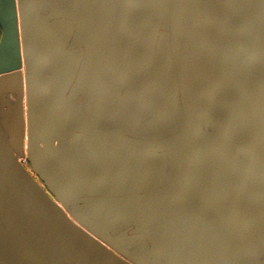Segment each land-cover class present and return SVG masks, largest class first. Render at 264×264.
I'll use <instances>...</instances> for the list:
<instances>
[{"label":"water","instance_id":"95a60500","mask_svg":"<svg viewBox=\"0 0 264 264\" xmlns=\"http://www.w3.org/2000/svg\"><path fill=\"white\" fill-rule=\"evenodd\" d=\"M14 2L0 0V10L13 13ZM16 12L21 16L23 9ZM61 15L69 16L57 10H36L30 4L20 29L19 65L11 69L6 91H0L4 99L0 100V229L7 235V240L0 241V264H128L125 260L130 264H260L264 245V13L239 10L230 21L236 54L226 71L233 86L235 142L220 180L227 185L235 209L232 220L222 227H198L191 234L178 225L167 248L151 239L153 225L137 211V194L130 193L123 201L117 198L126 186L119 178L86 162L69 163L84 150L92 132L87 113L97 96L90 95L87 68L102 37L93 36L91 30L74 29L65 42L63 33L53 31L58 23L68 24L58 20ZM163 15L171 26L159 21L160 13L146 10L84 13L81 18L110 22L133 45L164 48L203 16L193 10H170ZM15 51L16 45L13 63ZM20 62L27 63L24 77L18 69ZM41 85L49 89L46 102L25 116L16 101L25 92L38 95ZM9 97L17 100L10 103ZM57 110L64 114L62 118H53ZM25 130L36 138L44 135L40 147L30 143L28 156L43 185L80 226L125 260L67 222L32 183L13 152L12 139L20 143ZM133 187L140 190L139 183ZM127 229L142 243L124 238ZM249 249L255 250L253 255Z\"/></svg>","mask_w":264,"mask_h":264},{"label":"snow or ice","instance_id":"6c2138e0","mask_svg":"<svg viewBox=\"0 0 264 264\" xmlns=\"http://www.w3.org/2000/svg\"><path fill=\"white\" fill-rule=\"evenodd\" d=\"M57 10L61 15L53 31L65 42L73 30L102 37L87 68L90 95L97 96L87 119L92 128L84 150L69 163H88L126 185L117 197L130 193L140 199L137 211L152 223L151 239L167 248L178 225L191 234L196 228L222 227L235 211L228 187L222 183L224 162L235 142L233 86L226 71L236 54L230 27L232 13L259 10L264 0H15L22 8L23 30L28 8ZM170 10L202 13L198 23L164 48H145L127 41L110 22H88L84 13ZM6 12L0 10V42ZM70 25V27H69ZM173 30V29H172ZM39 34V33H38ZM174 36V34H173ZM13 52L0 46V91L18 66ZM57 110L53 118H62ZM139 183L140 190L134 185ZM126 210H132L127 209ZM249 249V254H254ZM260 264H264V245Z\"/></svg>","mask_w":264,"mask_h":264},{"label":"rangeland","instance_id":"374dc122","mask_svg":"<svg viewBox=\"0 0 264 264\" xmlns=\"http://www.w3.org/2000/svg\"><path fill=\"white\" fill-rule=\"evenodd\" d=\"M12 17H13V13H11V12L8 13L6 22L4 24L3 40H2V42H0V46H3L5 48H9L12 52H14V47L16 45V42L19 41V36H20V33H19V30H20L19 18H20V16L18 15V12H16L17 27H16L15 33L13 32V28H12ZM8 29H9V31L7 33H5V31ZM18 65H19V63H18ZM26 65H27V63L20 62V68H18V69H20L22 77H24V75L26 73L25 68H28ZM12 75H13V73H12ZM38 90H39V92H36V93H38V95H36V96L33 95V91L25 92L24 95L22 96V98H20V102L16 101L17 99L15 100L12 97H9L8 101L10 103H14L16 101V105H19L23 109L22 110L23 114L26 116V114L30 110H35V111L40 110L42 108L44 102H46L45 96H48V90L49 89H47V87L41 85ZM1 99H2V101L4 100L2 97H0V100ZM41 136H42L41 133H39L38 138H36L37 136L35 137V135H31V134H29V132H27L25 130L23 139L20 143H19L20 140L18 141L16 139H12L13 146H15V148H13V152L15 153L17 160L19 161L20 165L24 168V172L25 171L27 172L28 176L33 181V182L32 181L31 182L34 183L39 188V190L42 192V194L45 196V198L53 204V207L55 208L57 213H60V214L63 213L64 214L65 220L67 222L74 224V226L77 227L83 234H86L87 236L91 237V239L93 240V242L95 244L106 248L108 251L112 252L116 256L125 260V258H123L119 253H117L115 250L111 249L110 247H108L104 243L97 240L91 233H89L86 229H84L82 226H80L77 223V221L73 218V216L71 214H69L63 208V206L55 200L53 194L43 185V183L40 181L38 176L35 174L33 169L36 167L34 165H32L28 160V156L30 154L29 150L31 149L29 145H30V143L37 142L39 144V147H40V145L42 144L43 139H44V137H43L44 135L42 137ZM40 150H41V148H39V150L37 152H40ZM76 239L79 243L82 244V246L86 250L92 251L91 247L85 245L80 240L79 237H76ZM4 240H7V235L5 234L4 231H2L0 229V241L2 242ZM0 245H2V244H0ZM125 262L130 264L129 261H127V260H125ZM96 264H100V263L96 262Z\"/></svg>","mask_w":264,"mask_h":264},{"label":"flooded vegetation","instance_id":"af4514ba","mask_svg":"<svg viewBox=\"0 0 264 264\" xmlns=\"http://www.w3.org/2000/svg\"><path fill=\"white\" fill-rule=\"evenodd\" d=\"M200 19V18H199ZM19 33H20V30H19ZM19 38H20V36H19ZM32 77L30 76V78L29 79H31ZM130 231H131V229H127V230H125L124 231V238H126V239H128V238H130V237H133V235H130L129 233H130ZM134 238V240L137 242V243H142L141 241H140V239H139V237H133Z\"/></svg>","mask_w":264,"mask_h":264},{"label":"built area","instance_id":"2783aa9c","mask_svg":"<svg viewBox=\"0 0 264 264\" xmlns=\"http://www.w3.org/2000/svg\"><path fill=\"white\" fill-rule=\"evenodd\" d=\"M18 163H19V161H18ZM20 164V163H19ZM21 166V165H20ZM22 167V166H21ZM23 168V167H22ZM23 170H24V168H23ZM26 172V171H25ZM27 173V172H26Z\"/></svg>","mask_w":264,"mask_h":264},{"label":"crops","instance_id":"0c3cea01","mask_svg":"<svg viewBox=\"0 0 264 264\" xmlns=\"http://www.w3.org/2000/svg\"><path fill=\"white\" fill-rule=\"evenodd\" d=\"M8 31H9V29H8V30H6V31H5V33H7Z\"/></svg>","mask_w":264,"mask_h":264}]
</instances>
